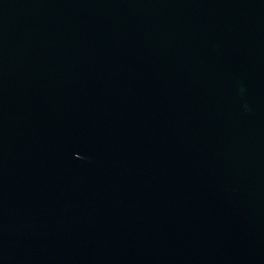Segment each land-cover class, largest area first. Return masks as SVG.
<instances>
[{
  "label": "water",
  "instance_id": "1",
  "mask_svg": "<svg viewBox=\"0 0 264 264\" xmlns=\"http://www.w3.org/2000/svg\"><path fill=\"white\" fill-rule=\"evenodd\" d=\"M0 264H264V0H0Z\"/></svg>",
  "mask_w": 264,
  "mask_h": 264
}]
</instances>
